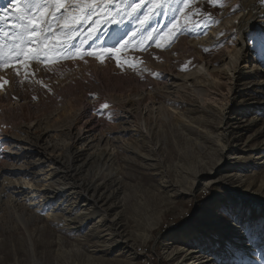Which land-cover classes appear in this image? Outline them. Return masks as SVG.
I'll list each match as a JSON object with an SVG mask.
<instances>
[{
  "label": "rangeland",
  "instance_id": "1",
  "mask_svg": "<svg viewBox=\"0 0 264 264\" xmlns=\"http://www.w3.org/2000/svg\"><path fill=\"white\" fill-rule=\"evenodd\" d=\"M14 2L0 0V30L17 14ZM77 2L64 0L69 11ZM240 4L187 0L176 23L190 31L161 40L163 47L153 41L137 47L131 23L96 31L90 21L62 32L54 22L65 9L52 6L41 23L33 14L39 36L24 45L39 46V58L16 55L26 21L0 31V69L14 66L13 83L0 82V137L49 129L44 139H67L84 109L103 133L125 142L111 161L77 174L66 151L61 157L63 181L77 193L90 186L107 212L102 219L70 225L1 204L0 264H191L196 257L202 264H264V74L250 72L255 64L264 69V22L252 20L248 51L232 31L213 43L195 42ZM171 19L151 23L167 31ZM45 37L50 49L67 50H43ZM4 152L0 146V164ZM59 204L51 209L63 218ZM188 232V240L176 238Z\"/></svg>",
  "mask_w": 264,
  "mask_h": 264
},
{
  "label": "bare ground",
  "instance_id": "2",
  "mask_svg": "<svg viewBox=\"0 0 264 264\" xmlns=\"http://www.w3.org/2000/svg\"><path fill=\"white\" fill-rule=\"evenodd\" d=\"M38 2L40 4L47 3L50 6L51 0H38ZM257 2L258 0H241V10L236 11L232 17H226L219 26L211 27L203 37L196 39V44L213 43L214 40L226 37L227 33L232 31L236 33L241 49L248 51L245 48H248L246 33L250 30L252 20L259 19L260 22H264V7L257 6ZM13 4H16V0ZM21 5H23V0H21ZM49 6L44 11L43 16H40L38 11L33 12V14L38 15L40 23L46 18L51 7ZM0 16L3 15L0 13ZM9 19L8 25L10 26H2L0 31L4 33L14 31L13 26L21 22L14 18ZM259 29L260 36L264 40V23L260 25ZM105 35L106 32L99 34L96 41L103 40ZM228 49L227 54L232 58L233 51ZM249 53L250 57L251 54ZM239 62L240 64L243 63ZM250 72L262 75L264 69L255 64ZM13 74L14 66L12 65L0 69V82L1 80L4 82L11 80L12 82ZM213 79L214 76L212 75ZM212 80L209 83L214 81ZM260 85H264V80L260 81ZM227 108L224 106L223 111ZM87 115V110L82 109L79 112L74 123L70 125L67 139L61 140L53 136L44 139L45 135L49 133V129L37 137L17 138L8 134L0 137V146L5 150L4 161L0 164V205H5L14 210L21 207L26 212H32L35 217L45 216V218H53L59 221L62 219L63 222L70 225L79 223L88 225L96 218L102 219L106 215L107 212L99 205V200L91 194L90 186L84 187L82 192H73L75 188L66 185L60 174L61 163L65 160L68 162L69 171L72 170L74 174H77L79 171L85 170L90 163L95 162L102 166L107 161H111L113 156L125 145L124 141L113 137L111 134L103 133L100 126ZM63 151H66L65 160H61ZM70 164H74V166L70 167ZM64 198H68V202L65 204ZM58 203L60 206L63 205L65 212H67L63 218L55 213V208L51 209V205L56 206ZM17 217L20 218L18 212ZM191 236L188 232L182 233L176 238L186 241ZM191 264H202V262L196 257Z\"/></svg>",
  "mask_w": 264,
  "mask_h": 264
},
{
  "label": "snow or ice",
  "instance_id": "3",
  "mask_svg": "<svg viewBox=\"0 0 264 264\" xmlns=\"http://www.w3.org/2000/svg\"><path fill=\"white\" fill-rule=\"evenodd\" d=\"M21 0H16V15L14 18L18 21H26V23H21L19 27L22 29L21 32L17 34V38L20 43L16 45L18 49L16 55L19 57L23 55L24 59H28L29 53H36L37 58H39V53L42 49L28 47L27 51L24 49V45L27 42H34V38L39 36V32L36 30L37 18L33 15V12L38 11L40 16L44 15V11L47 10L48 4H40L38 0H23V9L20 7ZM56 12H59L61 8L65 9L63 15L58 16L55 20L56 26L60 27L62 32L73 33L78 30H82L90 21L96 31L100 28L97 26L106 25H116L123 26L126 23H131L133 28L131 30L132 39L136 40V46L139 47L141 44L147 43V41H153L157 47H163L161 40H170L171 38H177L178 34L185 31H190L186 24H181L177 27V14L183 11L184 7H187V0H78V2L70 6L65 7L64 0H54L51 5ZM96 19H93V17ZM167 17L171 16L172 19L167 22L165 29L154 26L151 22L156 20L157 17ZM4 20L3 16H0V22ZM63 21L61 26L60 22ZM52 24L50 22L49 28ZM92 31V29H89ZM153 33L156 35L154 36ZM171 33V37H169ZM127 35V34H126ZM25 37L28 40H25ZM43 50L47 51H66V45H60L57 48H49L48 38L45 37L42 41ZM127 46V45H125ZM45 51V55H47ZM105 51H118V49H106ZM91 54V53H89ZM101 60H103V55H101ZM119 64V61H117ZM5 66L0 63V67ZM4 83H7L5 81ZM3 85H0L2 88ZM107 108L108 105H103Z\"/></svg>",
  "mask_w": 264,
  "mask_h": 264
}]
</instances>
